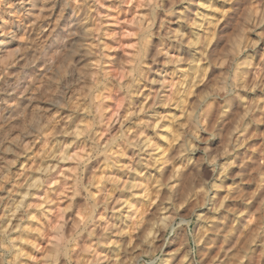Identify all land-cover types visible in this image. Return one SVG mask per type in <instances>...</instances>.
Instances as JSON below:
<instances>
[{"label":"clouds","instance_id":"1","mask_svg":"<svg viewBox=\"0 0 264 264\" xmlns=\"http://www.w3.org/2000/svg\"><path fill=\"white\" fill-rule=\"evenodd\" d=\"M0 264H264V0H0Z\"/></svg>","mask_w":264,"mask_h":264}]
</instances>
